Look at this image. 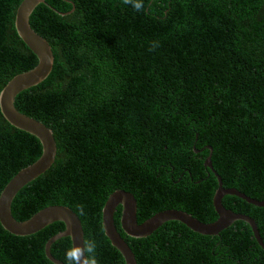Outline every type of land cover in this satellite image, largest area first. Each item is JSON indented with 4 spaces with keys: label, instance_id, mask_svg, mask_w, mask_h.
I'll list each match as a JSON object with an SVG mask.
<instances>
[{
    "label": "trees",
    "instance_id": "obj_1",
    "mask_svg": "<svg viewBox=\"0 0 264 264\" xmlns=\"http://www.w3.org/2000/svg\"><path fill=\"white\" fill-rule=\"evenodd\" d=\"M22 1L0 0V93L38 64L15 28ZM46 2L30 22L52 46L54 68L17 97L16 108L53 131L58 152L15 197L17 221L68 207L84 239L97 241L98 264H125L103 228L110 195L133 194L140 224L166 210L213 223L218 179L205 165L211 153L226 189L264 202V0H144L141 12L122 0ZM154 41L161 46L149 51ZM41 156L40 141L0 110V196ZM223 205L252 217L264 242V208L235 196ZM121 211L115 223L138 264H264L243 221L218 236L169 221L137 239L122 231ZM65 228L57 222L18 237L0 223V264H53L45 247ZM71 246L62 238L51 253L65 264Z\"/></svg>",
    "mask_w": 264,
    "mask_h": 264
},
{
    "label": "water",
    "instance_id": "obj_2",
    "mask_svg": "<svg viewBox=\"0 0 264 264\" xmlns=\"http://www.w3.org/2000/svg\"><path fill=\"white\" fill-rule=\"evenodd\" d=\"M42 4H47L46 0H23L17 9L15 18V28L18 35L37 57L38 64L32 70L15 76L0 93V110L6 121L16 129L36 137L42 145V156L38 161L21 170L1 193L0 223L7 232L18 237L34 235L57 222L64 223L65 230L52 237L45 247V254L53 264H64L52 255L53 244L62 238H70L72 246L73 243L77 246H83L85 241L82 222L73 210L65 206H50L24 222L17 221L12 214V203L17 194L53 166L58 152L53 131L41 121L22 114L16 108L17 97L22 92L43 83L54 68L55 56L52 46L47 39L32 28L30 22L32 14ZM55 12L61 16L68 15L57 10ZM209 149L212 151L211 147ZM205 165L213 170L218 179V189L213 199L218 219L213 223H203L180 210H166L140 224L137 216L138 204L133 194L125 190H118L110 195L103 209V228L106 237L122 255L125 264L138 263L133 250L117 229L115 215L119 207H122L121 229L132 238L148 237L169 221L181 222L193 232L205 236H218L235 222L243 221L251 227L254 238L264 250V242L255 220L248 215L227 209L223 205V199L226 196H235L260 208H264V202L257 201L238 190L226 189L221 177L213 168L212 153L207 158Z\"/></svg>",
    "mask_w": 264,
    "mask_h": 264
},
{
    "label": "clouds",
    "instance_id": "obj_3",
    "mask_svg": "<svg viewBox=\"0 0 264 264\" xmlns=\"http://www.w3.org/2000/svg\"><path fill=\"white\" fill-rule=\"evenodd\" d=\"M124 5H129L136 11L141 12L145 9L144 0H122ZM161 45L158 41L151 43L149 51H155ZM79 215H84V206L78 205ZM97 241L95 239H87L83 246H77L73 243L65 254V264H98L97 259Z\"/></svg>",
    "mask_w": 264,
    "mask_h": 264
}]
</instances>
